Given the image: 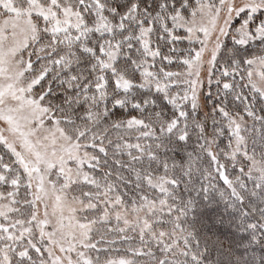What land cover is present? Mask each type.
<instances>
[{
    "label": "snow or ice",
    "instance_id": "1",
    "mask_svg": "<svg viewBox=\"0 0 264 264\" xmlns=\"http://www.w3.org/2000/svg\"><path fill=\"white\" fill-rule=\"evenodd\" d=\"M0 264H264V0H0Z\"/></svg>",
    "mask_w": 264,
    "mask_h": 264
}]
</instances>
